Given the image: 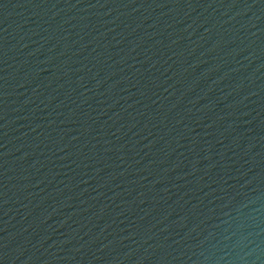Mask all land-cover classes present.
Segmentation results:
<instances>
[{"label": "water", "instance_id": "obj_1", "mask_svg": "<svg viewBox=\"0 0 264 264\" xmlns=\"http://www.w3.org/2000/svg\"><path fill=\"white\" fill-rule=\"evenodd\" d=\"M0 264H264V0H0Z\"/></svg>", "mask_w": 264, "mask_h": 264}]
</instances>
